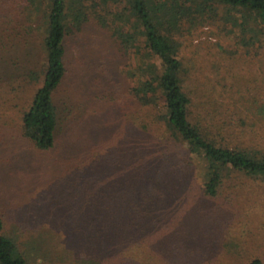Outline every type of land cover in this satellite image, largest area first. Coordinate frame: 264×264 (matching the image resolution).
Segmentation results:
<instances>
[{"label": "trees", "instance_id": "16d2710c", "mask_svg": "<svg viewBox=\"0 0 264 264\" xmlns=\"http://www.w3.org/2000/svg\"><path fill=\"white\" fill-rule=\"evenodd\" d=\"M184 19H217L247 51L264 37V0H0V63L17 70L9 80L15 94L19 87L11 83L24 74L28 80L33 71L31 60L22 62L16 52L27 53L34 38L43 52L42 83L22 98L18 135L65 174L57 177L60 195L75 201L74 214L81 209L84 223L76 224L81 234L115 229L131 239L152 225H167L185 175L196 177L207 196L235 186L234 178L243 175L264 180V148L224 142L217 136L223 124L205 122L184 88L174 43ZM89 24L105 31L117 48H126L133 84L119 100L107 89L101 95L107 103L93 110L103 122L80 130L71 117L75 95L61 96L59 89L79 66L67 58L68 38ZM96 69L107 72L103 62ZM95 78L100 86V76ZM256 104L255 113L264 119V101ZM141 110L144 114L136 112ZM123 120L116 140L100 136L117 134ZM15 169L21 168L0 132V185ZM10 227L0 208V264H29V239L17 232L19 226ZM52 227L66 247L65 227ZM74 250L77 264H99L88 246ZM247 264L262 260L254 257Z\"/></svg>", "mask_w": 264, "mask_h": 264}, {"label": "rangeland", "instance_id": "374dc122", "mask_svg": "<svg viewBox=\"0 0 264 264\" xmlns=\"http://www.w3.org/2000/svg\"><path fill=\"white\" fill-rule=\"evenodd\" d=\"M36 38L40 39L38 32ZM174 43L183 63L184 88L199 115L204 114L207 123L216 121L219 128L223 124L217 136H223L224 142L264 148V119L255 113L256 100L264 101V37L246 51L235 44L233 34L217 19L205 23L184 19L182 28L174 33ZM66 45L68 60L78 61L79 66L59 94L75 95L71 117L77 128L89 130L101 118L93 110L107 103L104 92L112 89L119 100L133 84L128 51L123 45L117 48L106 32L93 24L69 36ZM16 53L22 62L31 60L33 71L28 80L24 74L11 83L19 87L15 94L9 80L17 70L0 63V132L21 168L2 178L0 208L6 226H19L17 232L29 239V264H77L74 248L78 245L88 246L99 264H247L254 257L264 264V180L254 176L234 178L235 186L207 196L196 177L195 182L185 175L167 225H152L147 233L131 239L115 229L81 234L82 228L77 226L84 223L79 217L81 209L74 214L70 207L74 209L75 201L60 195L57 177L65 174L56 171L50 159L30 149L28 141L18 135L22 98L32 95L42 83L43 52L34 38L27 53ZM102 62L105 73L95 70ZM95 76H100L102 86ZM123 125L124 120L113 136H100L114 141ZM98 126L102 127L101 122ZM11 132L17 135L10 136ZM59 225L67 233L66 247L59 245L58 234L49 230Z\"/></svg>", "mask_w": 264, "mask_h": 264}]
</instances>
